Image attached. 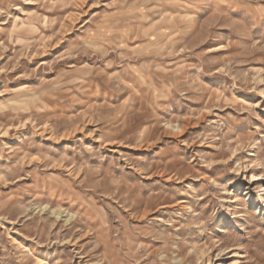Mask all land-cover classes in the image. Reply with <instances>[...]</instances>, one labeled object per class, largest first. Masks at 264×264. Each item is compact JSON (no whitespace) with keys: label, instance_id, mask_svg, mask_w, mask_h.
I'll return each instance as SVG.
<instances>
[{"label":"rangeland","instance_id":"rangeland-1","mask_svg":"<svg viewBox=\"0 0 264 264\" xmlns=\"http://www.w3.org/2000/svg\"><path fill=\"white\" fill-rule=\"evenodd\" d=\"M0 264H264V0H0Z\"/></svg>","mask_w":264,"mask_h":264}]
</instances>
